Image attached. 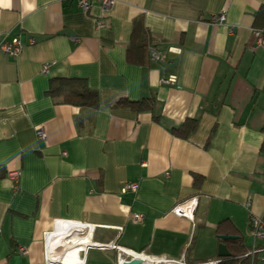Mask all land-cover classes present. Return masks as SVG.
Instances as JSON below:
<instances>
[{
  "label": "crops",
  "instance_id": "obj_1",
  "mask_svg": "<svg viewBox=\"0 0 264 264\" xmlns=\"http://www.w3.org/2000/svg\"><path fill=\"white\" fill-rule=\"evenodd\" d=\"M90 2L0 0V38L23 42L15 58L0 50V264H44L43 233L58 219L189 263L219 259V234L248 249L250 216L264 214V48L252 49L264 0ZM217 12L226 25L208 22ZM137 17L163 62L128 61ZM57 77L83 78L98 105L58 102L47 92ZM121 98L154 102L138 111ZM186 120L195 128L176 135ZM7 171L20 172L16 189ZM194 198L191 217L172 212ZM85 263L118 264L117 250L90 248Z\"/></svg>",
  "mask_w": 264,
  "mask_h": 264
},
{
  "label": "built area",
  "instance_id": "obj_2",
  "mask_svg": "<svg viewBox=\"0 0 264 264\" xmlns=\"http://www.w3.org/2000/svg\"><path fill=\"white\" fill-rule=\"evenodd\" d=\"M103 10L110 8L115 0H97ZM78 6L83 11H88L90 8V0H77ZM208 22L212 25L220 26L226 25V15L224 12L211 13L208 17ZM104 26V23L98 22L97 27ZM228 31H232V27L227 26ZM255 42L252 45V49L264 48V28H255L253 30ZM30 43L34 42L31 37ZM23 42L18 35H15L9 39L3 37L0 38V50L7 55L15 58L21 52ZM147 50L149 54V60L157 63H161L165 60L166 54L161 51L157 46L152 43H148ZM47 65L42 66V71H46ZM175 81L174 76L163 77L162 82L172 83ZM35 135L38 140H44L46 134L41 126L35 129ZM6 178L13 183V188H17V182L19 179V171H7L5 172ZM137 188V182H127L123 185V191H135ZM247 205L249 202L246 203ZM195 207V198L188 203H182L176 205L172 212L176 215L192 216ZM134 221L140 222L142 220L141 214H134ZM94 226L92 224L67 219H58L53 224L52 228L43 233L44 241V264H86V255L88 249H115L117 250V262L121 264L123 260L131 258H138L142 261L141 264H218L219 259H210L205 261H198L189 263L184 258H166L142 255L139 252L126 250L116 245L114 242L102 243L92 240V233ZM249 234L252 236L251 246L244 252L243 256L247 258L248 264H264V214L260 216L251 215L249 219ZM57 241L60 243L61 248H57L53 243ZM50 244L52 251L58 262L52 263L46 260L47 246ZM16 251L20 254L27 252V248L24 246H17ZM64 252L65 259L61 258V253Z\"/></svg>",
  "mask_w": 264,
  "mask_h": 264
},
{
  "label": "trees",
  "instance_id": "obj_3",
  "mask_svg": "<svg viewBox=\"0 0 264 264\" xmlns=\"http://www.w3.org/2000/svg\"><path fill=\"white\" fill-rule=\"evenodd\" d=\"M148 32L141 17L134 18L130 32V41L127 48V59L134 63H144L149 54L146 53L148 45ZM48 93L56 98L58 102H66L74 105H87L96 107L98 105V92L87 85L83 78L57 77L50 80ZM152 98H142L132 101L119 99V104H127L136 110H149L153 107ZM195 128L193 120H186L173 132L176 135L185 137L186 134ZM261 149L264 150V143ZM227 220H222L219 225ZM226 242L230 255L220 258L218 264H248L247 258L243 256L246 246L243 244L241 237L224 240Z\"/></svg>",
  "mask_w": 264,
  "mask_h": 264
},
{
  "label": "water",
  "instance_id": "obj_4",
  "mask_svg": "<svg viewBox=\"0 0 264 264\" xmlns=\"http://www.w3.org/2000/svg\"><path fill=\"white\" fill-rule=\"evenodd\" d=\"M237 236L235 235H231V234H219L218 238L221 240L220 243H218L217 246V255L220 258H224V257H228L230 255V252L224 242V240L227 239H234ZM46 260L52 263H56L58 262V259H56V257L54 256V253L52 251V247L50 246V244H48L47 246V250H46ZM142 261L138 258H131L128 260H123L121 262V264H141Z\"/></svg>",
  "mask_w": 264,
  "mask_h": 264
},
{
  "label": "bare ground",
  "instance_id": "obj_5",
  "mask_svg": "<svg viewBox=\"0 0 264 264\" xmlns=\"http://www.w3.org/2000/svg\"><path fill=\"white\" fill-rule=\"evenodd\" d=\"M53 245L56 246L57 248H61V246H62V245H60V243L57 242V241H55V242L53 243ZM61 258H62V259H65L64 252L61 253Z\"/></svg>",
  "mask_w": 264,
  "mask_h": 264
}]
</instances>
